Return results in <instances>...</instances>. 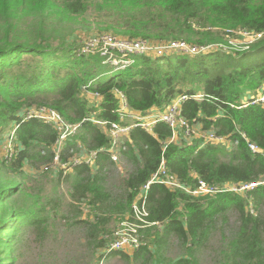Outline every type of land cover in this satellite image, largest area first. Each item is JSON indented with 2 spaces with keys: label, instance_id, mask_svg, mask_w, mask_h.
I'll return each instance as SVG.
<instances>
[{
  "label": "trees",
  "instance_id": "1",
  "mask_svg": "<svg viewBox=\"0 0 264 264\" xmlns=\"http://www.w3.org/2000/svg\"><path fill=\"white\" fill-rule=\"evenodd\" d=\"M89 13L101 32L90 38L110 34L154 45L185 42L230 47L228 36L238 29L264 32V0H0V172H6L0 176V264H13L12 254L25 233L44 235L61 212L59 201L48 194L47 202L38 206L44 183L32 204L22 201L27 190L19 178L27 177L26 166L32 169L54 161L59 137L46 121L27 119L28 109H53L70 126H78L61 148L64 163L73 153H98L93 165L83 161L67 173L56 170L50 179L55 190L62 182L69 183L71 199L90 210L85 218L79 210L75 223L86 228L97 250L109 246L113 221H134L133 203L163 159L191 188L199 181L216 187L254 183L264 176V103L248 104L264 84V38L244 51L216 50L196 56L127 57L115 51L125 60H135L117 69L106 64L99 49L81 54L87 45L75 37L73 24ZM24 18L31 22L22 26ZM116 91L142 116L186 97L181 114L191 126L213 130L238 145L206 144L202 138L187 141L182 130L179 142L169 143L173 132L164 122L155 124L151 132L135 127L123 142L126 149L119 150V157H125L133 169L123 178V195L113 201L105 186L107 173L117 164L109 152L110 126L130 125V117L122 119L119 113ZM6 132L15 136L12 160L4 155ZM240 133L262 152H251ZM8 137L9 141L12 135ZM146 200L147 221L161 227L140 231L144 244L135 258L146 252L155 256V264H198L196 251L219 220L227 224L228 213L234 211L239 227L223 249L222 264H264V186L245 194L194 197L154 184ZM171 238L186 248L180 260L162 257ZM116 254L128 257L116 251L110 255Z\"/></svg>",
  "mask_w": 264,
  "mask_h": 264
},
{
  "label": "built area",
  "instance_id": "2",
  "mask_svg": "<svg viewBox=\"0 0 264 264\" xmlns=\"http://www.w3.org/2000/svg\"><path fill=\"white\" fill-rule=\"evenodd\" d=\"M232 33L233 35L228 36L230 39H232L230 41V47L217 45L199 47L197 45H192L185 42H171L160 45H154L150 42L142 40H121L113 35L105 34L103 36H96L90 38L91 41H87V47L83 48L81 54L89 52L90 49H99V53L102 57L105 58L106 64H110L112 66H116L117 69H121L135 63V60H125L124 58L118 56L119 52L121 53V56L127 57L135 55H153L154 57H162L171 54H186L196 56L209 54L216 50L244 51L249 49V45H251L252 43L264 38V32L251 33L245 30L238 29ZM239 36H241L243 39H241V37ZM100 46H102L101 49L99 48ZM115 51H118V53H115ZM116 92L120 101L119 113L122 114V119H124V115H128L130 119H132V122L130 123V125L126 126H122L121 124L117 123H112L110 126L112 144L109 152L112 155V159H114L115 161H118L119 159V150L126 149L125 147H123V142L128 136L131 129L135 127H142L147 131L151 132L152 127L159 122L166 123L172 129L173 136L169 143L179 142V131L182 130L187 141H191L193 138H202L206 144H223L228 146L238 145L237 140L232 143L227 136H219L213 130L203 132L199 126H191L190 123L181 114V102L185 100L186 97L174 100L173 103H171L162 111L156 109L155 113H150L147 116H142L138 112L132 111L129 108V106L127 105L126 98L121 92ZM257 103H264V90H260L256 97H254L252 101L248 104L254 105ZM25 117L27 119L38 118L40 120H44L47 123L51 124L59 133L58 140L55 144L56 156L52 164L46 165L45 169H49L52 167L56 170H64V173H67V171L71 169L72 165H77L83 161L87 162V164L93 165L94 158L98 155L97 152H92L89 154L86 153V156L88 157L87 159L82 158L80 156H85V152H80L81 154L79 155H77V153L71 152L73 153V156L71 157L69 162L64 163L63 161H61V148L64 142L77 132L78 126H70L57 111L46 107H35L26 110ZM95 122L102 126L108 125L107 122ZM240 135L243 139L246 140L251 152H262V149L257 144L251 142L247 138L245 133H240ZM10 140L7 142L4 148V155L5 157H7V159L12 160L14 151L13 143ZM154 184L165 185L174 191L181 190L194 197L215 195L219 193L245 194L259 186H264V176L254 183H231L216 187L210 186L203 181H199L196 188H191L185 185L175 174H173L168 169L166 161L163 159L160 163L158 170L151 176L147 184L142 187L137 200L133 203L132 208L134 214V221H129L126 219L119 224L117 229L118 232H115L116 237H113L109 246L106 248L107 253H112L114 251H128L127 253L131 252V250L136 251L140 249L144 244L141 239L140 233L142 229L155 225L161 227V224L150 223L147 221L149 217V212L146 207V193Z\"/></svg>",
  "mask_w": 264,
  "mask_h": 264
},
{
  "label": "rangeland",
  "instance_id": "3",
  "mask_svg": "<svg viewBox=\"0 0 264 264\" xmlns=\"http://www.w3.org/2000/svg\"><path fill=\"white\" fill-rule=\"evenodd\" d=\"M85 18L87 19L85 20ZM25 22L30 23L31 21L27 18L20 21V25L25 26ZM73 26L77 29L75 37L78 39L80 38L83 44L88 43L87 41L90 40L89 38L91 35L101 33L98 31L95 19L90 13L89 17L82 18L80 22L73 24ZM260 89L261 91L264 90V84ZM257 94L258 93H256V95ZM128 122L131 123L132 119ZM10 132H6L2 136L3 142H6V144L10 134L13 137L10 141H12L13 144L15 142L14 132ZM79 154L81 153L77 155ZM80 156L85 159L88 158L86 153L85 156ZM51 164L52 163L39 164L37 167L38 169H30L26 166L27 177L19 178L24 182L27 190L22 201L27 204H32L35 201V196L41 189H39V187L44 183L46 187L45 192L43 193V199L38 202V206L41 207V204L47 202L46 194L49 196L51 195L57 199L61 205L60 215L53 218L52 227L44 235L37 231L25 233L22 241L17 244L12 254L14 257L13 264H155V256H151L146 252L142 253L139 258H135V250H131L129 253H127L128 251H123L122 253L128 255V257H123L117 254L110 255L111 253H107L106 249L97 250L94 248L92 241L87 237L86 228H84L82 224L75 223L79 210L83 211V218L90 213V210L85 203H78L71 199L69 195V183L62 182L58 190H55V182H51L50 179L54 177L56 169L52 167L45 169L46 165ZM132 169V164L125 157H119L117 164L111 167L107 173L105 186L106 189L111 192L113 201L119 200L121 195H123V178L131 172ZM0 176L5 177L6 172H0ZM226 219L227 224H223L221 219L219 220L216 229L212 231L208 241L196 251L198 264H222L223 249L229 242L228 240L237 233L239 227L238 217L234 211L229 212ZM119 224V222L114 221L111 223V230L113 231L112 239L114 236L116 237L115 232ZM152 251L154 252L155 249ZM185 256L186 248L176 238H171L162 252V257L165 261H176Z\"/></svg>",
  "mask_w": 264,
  "mask_h": 264
},
{
  "label": "crops",
  "instance_id": "4",
  "mask_svg": "<svg viewBox=\"0 0 264 264\" xmlns=\"http://www.w3.org/2000/svg\"><path fill=\"white\" fill-rule=\"evenodd\" d=\"M258 93H259V92H258ZM155 110H156V109H153V110L151 111V113H155Z\"/></svg>",
  "mask_w": 264,
  "mask_h": 264
}]
</instances>
